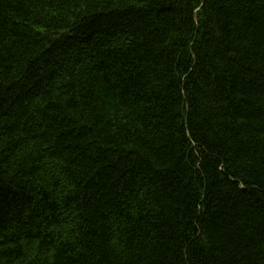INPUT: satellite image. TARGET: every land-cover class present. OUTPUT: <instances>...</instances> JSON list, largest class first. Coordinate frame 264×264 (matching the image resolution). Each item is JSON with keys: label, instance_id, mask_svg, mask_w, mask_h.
<instances>
[{"label": "trees", "instance_id": "16d2710c", "mask_svg": "<svg viewBox=\"0 0 264 264\" xmlns=\"http://www.w3.org/2000/svg\"><path fill=\"white\" fill-rule=\"evenodd\" d=\"M0 264H264V0H0Z\"/></svg>", "mask_w": 264, "mask_h": 264}]
</instances>
